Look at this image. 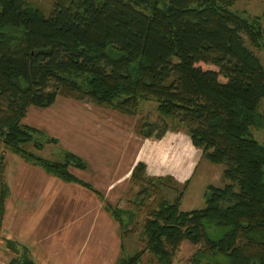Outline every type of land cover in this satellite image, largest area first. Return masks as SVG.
<instances>
[{"label": "trees", "instance_id": "1", "mask_svg": "<svg viewBox=\"0 0 264 264\" xmlns=\"http://www.w3.org/2000/svg\"><path fill=\"white\" fill-rule=\"evenodd\" d=\"M236 1L56 0L44 16L24 0H0V146L101 200L68 170H86L81 159L64 153L62 161H50L25 148L56 143L42 144L39 131L21 123L27 109H46L58 97L88 99L133 117L152 102L160 125L138 121V136L160 139L168 121L202 159L222 166V186H206L203 207L189 211H179L180 191L171 202L159 197L172 178L146 177L144 164L133 166L129 180L140 184L135 197L158 196L154 207H145L143 248L116 264H138L144 253L155 264H171L184 241L196 247L188 264H264V143L251 134L264 127L258 110L264 71L251 50L262 48L264 10L244 18L230 11ZM3 160L0 152V223L9 195ZM101 201L126 233L130 212ZM4 242L17 255L8 264H36L25 247L19 253L14 242Z\"/></svg>", "mask_w": 264, "mask_h": 264}, {"label": "rangeland", "instance_id": "2", "mask_svg": "<svg viewBox=\"0 0 264 264\" xmlns=\"http://www.w3.org/2000/svg\"><path fill=\"white\" fill-rule=\"evenodd\" d=\"M24 1L27 5L38 9L42 15L47 16L56 0ZM263 10L264 0H237L230 8V11L244 18L260 16ZM259 23L263 31L262 48L259 51L250 49L258 58L264 71V17L259 20ZM202 68L215 70L209 65H204ZM258 110L264 114V99ZM160 119L154 111L152 102L141 104L137 115L133 117L123 116L104 106L95 105L88 99L71 100L58 97L46 109L29 107L21 123L39 131V140L42 144L46 138L53 139L56 143L43 144L40 151H35L30 145L25 148L43 159L57 162L63 160L64 153L75 155L87 165V168L84 171L68 169L69 172L75 178L91 185L100 194L101 200L111 207L129 211L131 216L127 222V232L121 234L117 222L104 211V203L99 197L77 185L63 183L49 176V189L43 192L37 190V187L28 188L24 195L19 196L20 200H16L15 194L12 193V201L8 205L12 209L20 206L18 212L29 218L26 217L24 223L17 224L19 231L12 232V228L9 227H7L8 232L0 229V264H8L17 256L6 247L4 242L12 238L14 241H10L14 242V248L19 253L23 247L20 241L31 244L28 250L25 249L28 258L36 264H92V260L95 259L93 252L97 246V239L99 235H103L104 231L102 227V223L106 221L104 215H107L113 224L116 223L117 228H113V234L120 237V239L118 237L120 242L122 240L120 244L123 245V250L119 252L118 246V257L120 255L123 258L130 257L143 248L141 226L145 217V207H154L158 195L171 202L180 191L179 211L202 208L205 187L220 188L222 186L220 178L222 166L211 165L202 159L199 150L188 145L190 141L183 130H171L168 121H165L166 132L158 140L144 139L135 133L134 128L138 121L159 124ZM251 134L256 142L264 143V127L251 130ZM141 139H144L146 145L151 144V150L159 151L161 162L165 165L170 157L172 159L175 148L177 153L182 149V156L188 159H193L192 153H195L199 162L191 165L189 161H179L178 180L172 179L175 183L165 181L166 187L163 186L158 190L156 198L153 191H149L148 196L135 197L140 184L129 180L130 171L128 173V170L133 165L129 160L133 159L136 151L134 147L140 145ZM0 152L3 155L5 167L9 166L5 175L19 170V164L31 166L2 146H0ZM147 153L148 150L144 147L143 154ZM144 167L145 174L146 165ZM31 168L44 172L36 167L31 166ZM146 177L149 176L146 175ZM2 179L5 182L4 175ZM183 185L184 189H181ZM28 190H32L33 193L27 195ZM137 201L139 205L134 206V202ZM32 210L34 211L31 215ZM122 220L126 222L127 216H122ZM195 248L186 241L182 242L172 259V264L181 262L188 264L187 260ZM147 260L155 264L153 257L148 253L141 256L138 264H150ZM106 262L107 260L104 261Z\"/></svg>", "mask_w": 264, "mask_h": 264}, {"label": "crops", "instance_id": "3", "mask_svg": "<svg viewBox=\"0 0 264 264\" xmlns=\"http://www.w3.org/2000/svg\"><path fill=\"white\" fill-rule=\"evenodd\" d=\"M142 142H140V145L134 147L135 154H133V159H130L129 162H131L133 165L137 163L138 161L146 165V175L149 177H159V176H170L174 181L178 180V173L180 171L179 169V161H189L191 165L195 164L196 162H199L198 158L195 157V153H192L193 159H188L187 157L182 156V149H177L179 152H176V145L174 144L175 151L172 153V159H168L165 163L161 162V155L157 149H150L151 144H145L144 139H141ZM174 142V141H170ZM136 144V143H135ZM190 145V144H188ZM191 146V145H190ZM144 147L147 148L148 153L143 154ZM192 148V147H191ZM133 150V151H134ZM196 150V149H195ZM198 151V150H197ZM195 152V151H194ZM200 152V151H199ZM169 154V153H167ZM147 160H149L151 163H149ZM190 165V166H191ZM161 166L163 168H161ZM9 166L6 165V169L3 171V175L5 177V183L9 190V195L7 199L4 202V213L3 217L0 223V229H2L5 232H8L9 230L7 227L12 228V232L15 230L19 231L17 224L24 223L25 218H29L25 214L19 213V207H14L13 209L11 206L8 205V203L11 200L12 193L15 194L16 200H20L19 196H22L25 194V191L28 188L37 187V190H40V192H43L44 190L49 189V182L50 179H48L49 175H46L44 172L34 170V168H31V166H26L23 164H19V170H16L14 172H11L10 175H5V172ZM132 167H129L128 170L131 171ZM127 173V174H128ZM14 176L12 177V175ZM189 175V174H188ZM53 178V177H52ZM45 180V181H44ZM54 181V180H52ZM84 182V181H83ZM29 193H26L27 195H31L33 193L32 190H28ZM18 204V202H17ZM19 208V209H18ZM95 212L97 213L96 207H94ZM34 210L31 211V215ZM106 221L102 223V227L104 228L103 235H99L97 239V246L93 252L94 258L92 260V264H115L116 259L118 258V246L120 249V243H122V240H118L119 236H115L113 234V230L117 228L116 223L113 224V221L110 220V218L107 215H104ZM14 222V223H13ZM12 226V227H11ZM114 228V229H113ZM110 233V234H109ZM120 239V237H119ZM9 240V239H7ZM10 240H13L10 239ZM14 241V240H13ZM17 241V240H16ZM20 241L22 243L23 247H25L27 250L30 248V245L26 243V241ZM111 242L109 245L108 243ZM118 242V244H117ZM179 249V248H178ZM107 260L106 263L104 261ZM101 261V262H100ZM41 264V263H39ZM172 264V263H171ZM180 264H186L184 262H181Z\"/></svg>", "mask_w": 264, "mask_h": 264}]
</instances>
